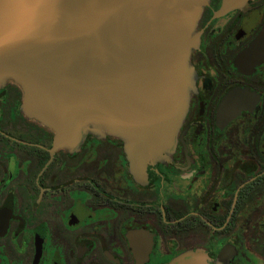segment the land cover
I'll return each instance as SVG.
<instances>
[{
	"label": "flooded vegetation",
	"instance_id": "af4514ba",
	"mask_svg": "<svg viewBox=\"0 0 264 264\" xmlns=\"http://www.w3.org/2000/svg\"><path fill=\"white\" fill-rule=\"evenodd\" d=\"M222 4L197 18L183 115L147 162L103 129L54 146L0 85V264H264V0Z\"/></svg>",
	"mask_w": 264,
	"mask_h": 264
},
{
	"label": "water",
	"instance_id": "95a60500",
	"mask_svg": "<svg viewBox=\"0 0 264 264\" xmlns=\"http://www.w3.org/2000/svg\"><path fill=\"white\" fill-rule=\"evenodd\" d=\"M248 1L223 0L215 16ZM206 4L0 0V85L20 88L22 111L54 133V146L103 129L125 141L132 164L147 162L171 144L183 115ZM197 258L172 264H206Z\"/></svg>",
	"mask_w": 264,
	"mask_h": 264
}]
</instances>
